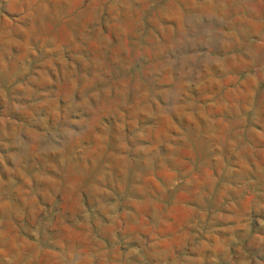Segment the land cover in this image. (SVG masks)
Wrapping results in <instances>:
<instances>
[{
	"label": "rangeland",
	"instance_id": "rangeland-1",
	"mask_svg": "<svg viewBox=\"0 0 264 264\" xmlns=\"http://www.w3.org/2000/svg\"><path fill=\"white\" fill-rule=\"evenodd\" d=\"M0 264H264V0H0Z\"/></svg>",
	"mask_w": 264,
	"mask_h": 264
}]
</instances>
